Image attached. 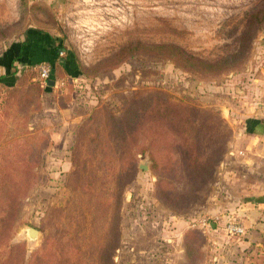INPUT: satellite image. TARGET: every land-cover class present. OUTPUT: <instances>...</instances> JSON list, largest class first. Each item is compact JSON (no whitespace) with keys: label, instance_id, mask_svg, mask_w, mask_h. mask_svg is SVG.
<instances>
[{"label":"rangeland","instance_id":"rangeland-1","mask_svg":"<svg viewBox=\"0 0 264 264\" xmlns=\"http://www.w3.org/2000/svg\"><path fill=\"white\" fill-rule=\"evenodd\" d=\"M158 44L224 61L186 69ZM1 75L0 159L21 145L33 164L11 240L26 260L59 230L102 264L118 222L117 264H264V132L235 121L264 100V0H0ZM198 130L202 165L182 139Z\"/></svg>","mask_w":264,"mask_h":264},{"label":"trees","instance_id":"trees-1","mask_svg":"<svg viewBox=\"0 0 264 264\" xmlns=\"http://www.w3.org/2000/svg\"><path fill=\"white\" fill-rule=\"evenodd\" d=\"M135 43L128 44L110 59L115 58L119 54L126 53L127 51L133 49ZM161 51L167 52L168 56L178 58L180 60V66L183 68H198V67H207L210 70L213 68L221 67V61L208 62L203 59L197 58L192 55L186 49L174 45V44H158L156 45ZM58 51V49H57ZM162 51V52H163ZM132 54V53H130ZM21 57L17 56V61H20ZM49 62V61H48ZM178 62V61H177ZM51 64V63H50ZM52 65V64H51ZM9 66H13L12 61H10ZM78 70L80 65H77ZM19 72L17 65L15 70L11 75H15ZM62 77L65 78V74L60 73ZM7 76V75H6ZM5 75L0 76V80H5ZM53 76V71L51 79ZM68 80V85H71V81ZM169 109V107H167ZM146 110L156 111L154 103L150 104ZM134 114H136L135 110ZM172 118H168L171 120ZM176 120V118L173 117ZM178 121V119H177ZM140 121L131 120L128 125L132 126L127 129L128 136L126 140H133V136H136V125ZM259 121L258 123H261ZM254 130V129H253ZM200 131H193L192 133L184 132L182 139L185 143L194 142L195 143V154L197 159L196 164L202 165L204 160H202L201 155L203 154L197 142L199 141ZM185 134V135H184ZM20 147L17 149L14 155L3 157L0 159V249H9V254L7 259H4L0 264H80L79 251L74 247L70 241H65L62 233L59 230L56 232V236L53 235L50 237L49 241L40 249L36 250L32 258L28 261L26 260V248L22 244H11L14 231L16 229V215L20 209L21 199L26 195L28 191L29 182L31 181L30 176L32 177V162L24 159L19 155ZM9 150V147L5 151ZM205 156V155H204ZM105 208H108V201H103L100 199L99 203ZM111 221V220H110ZM106 235V232H105ZM107 235H110L109 238H105L104 245L99 254V260L102 264H117L115 262L114 254L120 248L121 241L118 237H121V227L120 224L110 223L107 231Z\"/></svg>","mask_w":264,"mask_h":264},{"label":"built area","instance_id":"built-area-1","mask_svg":"<svg viewBox=\"0 0 264 264\" xmlns=\"http://www.w3.org/2000/svg\"><path fill=\"white\" fill-rule=\"evenodd\" d=\"M61 53L63 54V51ZM36 68L39 72L40 79L43 82L44 86L49 85L48 81L51 79L53 71L52 65L49 62H41L36 66ZM65 83V78L57 79L54 86H56L57 88H60L61 86L64 87ZM258 110L264 117V100L259 103ZM201 223H203L204 225L207 224L206 220H202ZM226 230L227 234L229 235L242 236L247 233L246 227L237 221L228 222Z\"/></svg>","mask_w":264,"mask_h":264},{"label":"crops","instance_id":"crops-1","mask_svg":"<svg viewBox=\"0 0 264 264\" xmlns=\"http://www.w3.org/2000/svg\"><path fill=\"white\" fill-rule=\"evenodd\" d=\"M42 62H47V61H42ZM8 80V79H7ZM249 115L248 118L246 120L244 119H239V120H235L236 122L238 121L239 123L244 122L245 123V129L248 126L253 125L254 127H256V132L257 130H259V132L263 133L264 132V117L262 116V114L259 112V110H257L255 107H251V109L249 110ZM259 121H262L261 123H258ZM264 136L262 135H256L253 137V140H255L254 142H258V150L257 152H261V150H263L264 152ZM235 154V152L232 150L230 151V154Z\"/></svg>","mask_w":264,"mask_h":264},{"label":"water","instance_id":"water-1","mask_svg":"<svg viewBox=\"0 0 264 264\" xmlns=\"http://www.w3.org/2000/svg\"><path fill=\"white\" fill-rule=\"evenodd\" d=\"M48 84L49 85H54L55 84V81L54 80H52V79H50L49 81H48ZM143 169H148V166L147 165H143V166H141ZM28 233H29V235L33 238V239H35L37 236H38V230H36L35 228H29L28 229Z\"/></svg>","mask_w":264,"mask_h":264}]
</instances>
